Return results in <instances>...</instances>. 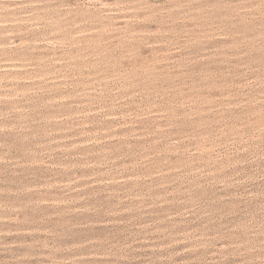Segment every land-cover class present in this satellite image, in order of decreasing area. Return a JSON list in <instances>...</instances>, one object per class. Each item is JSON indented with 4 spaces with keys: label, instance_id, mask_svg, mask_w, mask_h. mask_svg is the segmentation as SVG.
Listing matches in <instances>:
<instances>
[{
    "label": "rangeland",
    "instance_id": "obj_1",
    "mask_svg": "<svg viewBox=\"0 0 264 264\" xmlns=\"http://www.w3.org/2000/svg\"><path fill=\"white\" fill-rule=\"evenodd\" d=\"M0 264H264V0H0Z\"/></svg>",
    "mask_w": 264,
    "mask_h": 264
}]
</instances>
